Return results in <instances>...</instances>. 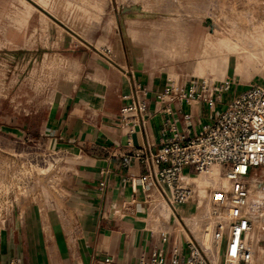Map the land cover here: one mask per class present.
I'll use <instances>...</instances> for the list:
<instances>
[{"label":"crops","instance_id":"1","mask_svg":"<svg viewBox=\"0 0 264 264\" xmlns=\"http://www.w3.org/2000/svg\"><path fill=\"white\" fill-rule=\"evenodd\" d=\"M117 23L109 0H0V50L25 69L55 73L41 138L69 155L64 208L47 209V218L39 205L20 208L19 219L0 229V264H139L158 250L188 252L191 236L180 219L193 207L173 208L150 183L144 191L147 168L136 160L125 166L122 157L147 146L157 151L170 125L197 135L236 93L212 107L158 101L165 84L129 68ZM229 59L214 63L227 67ZM133 79L149 90L143 126L135 129L120 120Z\"/></svg>","mask_w":264,"mask_h":264},{"label":"rangeland","instance_id":"2","mask_svg":"<svg viewBox=\"0 0 264 264\" xmlns=\"http://www.w3.org/2000/svg\"><path fill=\"white\" fill-rule=\"evenodd\" d=\"M109 1L129 68L141 77L158 85L169 79L183 84L230 80L233 90L226 101L246 86L264 81V0ZM228 56L227 67L214 63ZM24 67L0 50V229L16 222L19 209L28 205H39L45 218L50 209L64 208L61 189L69 155L41 138L55 73ZM217 171L187 176L198 196L224 187L218 181L223 170ZM201 178L212 180V185L201 189ZM184 217L201 236L198 223L194 224L197 217L190 212Z\"/></svg>","mask_w":264,"mask_h":264},{"label":"built area","instance_id":"3","mask_svg":"<svg viewBox=\"0 0 264 264\" xmlns=\"http://www.w3.org/2000/svg\"><path fill=\"white\" fill-rule=\"evenodd\" d=\"M232 90L230 80L217 83L201 79L183 84L169 79L156 99L168 104L204 100L212 107ZM125 101L120 109L121 123L141 128L149 108V90L133 79ZM131 160L147 168L140 178L142 189L149 190L150 183L173 208L191 204L197 217L194 224L200 223L202 231L197 239L183 221L191 236L186 255L175 250L166 257L158 250L141 258L139 264H264V81L234 94L216 121L197 135L189 137L175 125L167 126L160 149L153 152L147 146L122 157L125 166ZM213 167L223 170L229 186L198 196L197 187L187 176ZM164 186L170 187L171 197Z\"/></svg>","mask_w":264,"mask_h":264},{"label":"bare ground","instance_id":"4","mask_svg":"<svg viewBox=\"0 0 264 264\" xmlns=\"http://www.w3.org/2000/svg\"><path fill=\"white\" fill-rule=\"evenodd\" d=\"M215 169H217V170H219V171H222L220 168H215V167H213V168H211V169H209L208 171H212V170H215ZM208 171H206V172H208ZM219 171H217V172H219ZM221 173V172H220ZM222 173H223V171H222ZM223 176H224V174H222ZM194 179H192V181H193ZM218 181H221V182H223V183H225V185H224V187H228L229 186V181L227 180V178L224 176V177H221L220 176V179L218 180ZM194 182V181H193ZM212 185V180H209V179H207V178H201L200 179V183H199V186H200V188L201 189H208L210 186ZM224 187H222V188H224ZM217 189H221V188H217ZM197 223L198 222H195V225H197ZM198 226H199V228H198V232L201 234L202 233V231H201V225L198 223ZM194 233V232H193ZM194 235H195V233H194ZM200 235H195V237L197 238V239H200L201 238V236L199 237Z\"/></svg>","mask_w":264,"mask_h":264}]
</instances>
